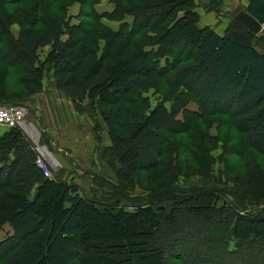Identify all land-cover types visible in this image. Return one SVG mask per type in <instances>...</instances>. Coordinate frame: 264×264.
Listing matches in <instances>:
<instances>
[{
    "label": "trees",
    "instance_id": "1",
    "mask_svg": "<svg viewBox=\"0 0 264 264\" xmlns=\"http://www.w3.org/2000/svg\"><path fill=\"white\" fill-rule=\"evenodd\" d=\"M24 1L30 4L25 9L21 7ZM57 1L0 0V65L5 63L11 70H3L0 79H14L16 74L17 85L23 83L41 91L43 61L38 51L49 46L47 58L56 88L72 98L80 112L82 101L93 96L94 107L112 141L101 150V157L107 158L109 165L117 162V182H128L138 171L155 169L161 178L171 177L170 185L145 195L131 211L126 205L82 197L76 193V184L45 177L21 130L7 128L0 136V225H10L13 245L0 253V263L140 264L133 252L142 257L159 250L161 258L163 252L167 258L166 264H251L249 258L255 256L246 255L247 247L264 249V211L253 217L241 214L240 207L246 206L234 192L236 187L234 191L209 186L174 187L176 163L168 159L169 164L162 165V156L170 148L167 151V135L160 133H169L172 127L159 114L153 117L152 112L143 113L140 102L145 98H140V91L150 85L151 76L161 80L167 69L155 54L171 57L169 66L175 68L182 61L183 50L176 53L174 44H191L192 51L185 59L188 63L179 70V79L209 71L199 93L201 104L208 108L229 98L236 129L246 134L255 153L264 155V51L254 47V34L247 29L241 34L229 30L218 34L199 26L195 0H112V11L102 12L94 6L99 0H75L80 4L76 23L66 21L71 3L59 7ZM85 4L90 7L87 13L82 12ZM245 10L264 25V0H248ZM102 19L120 25L112 29ZM13 24L18 25L17 37L10 30ZM148 45L157 49L146 48ZM15 51L30 58L27 66L20 68ZM4 87L2 81L0 94L8 91ZM17 102L0 99V103ZM175 149L171 148L176 158ZM183 176L188 177V172ZM253 180L252 189L258 185L264 189V168L254 173ZM95 183L101 186L98 179ZM32 190L34 195L30 197ZM223 193L232 196L236 206L225 202L216 207L215 200ZM118 197L134 202L128 195ZM84 211L102 218L101 224L125 221L132 235L134 219H139L148 226L146 235H155L160 241L145 246L146 239L113 230L115 241L97 244L82 233ZM181 213L188 218L209 219L214 226L208 223L200 230L191 221L185 228L179 227L176 220ZM194 237L205 254L211 252L208 259L192 253ZM185 250L191 253L187 258L183 257Z\"/></svg>",
    "mask_w": 264,
    "mask_h": 264
},
{
    "label": "rangeland",
    "instance_id": "2",
    "mask_svg": "<svg viewBox=\"0 0 264 264\" xmlns=\"http://www.w3.org/2000/svg\"><path fill=\"white\" fill-rule=\"evenodd\" d=\"M74 2L77 1L58 0L57 5L59 7L60 5L66 6ZM98 3L100 4L98 5ZM247 3L248 0H195V10L199 14L198 25L201 26L202 23L205 24L204 27L210 29L217 28L222 30L223 34L226 30L241 34L246 28L234 21L232 17H230V13L237 7L245 10ZM29 6L30 4H28L27 1L21 3V7L24 9ZM94 6L98 11H112L115 4L112 0H99L95 2ZM13 7V5L9 6L11 9H13ZM82 8L83 13L90 11V7L86 4L83 5ZM58 14H60V12H58ZM62 15L64 14L62 13ZM67 15L72 16L68 14V7ZM65 17L67 19L66 21L76 23V20L73 21V18H67L66 13ZM84 19L87 18L85 17ZM44 20L45 18L43 16V21ZM126 20L130 22L131 18L129 15L126 16ZM102 22L112 27V29H118L120 25V22L117 24L118 22L112 19H102ZM13 29H18V25L16 24ZM149 33L153 32L150 30ZM252 42L256 49L264 51L263 24L261 30L257 34H254ZM6 44L9 45L7 42ZM174 45L176 53H179L181 49L183 50L181 52L182 61L179 62L175 68H170L169 63L172 61L171 57L162 56L160 52L155 54L156 57H159L160 65L163 66L166 64L167 69L161 80H157L155 76H151L150 85L146 89L140 91V98H145V101L140 102L143 105V113L151 114L152 112L153 117L159 114L160 117L172 127L171 129L173 132H160L167 135V151L168 148H170V151L162 156L163 160H165L162 165H168V159L173 160L172 163H176L175 180H173L174 187L189 188L193 186H209L212 188H222L227 191H234L236 187L237 189L234 192L240 195L243 199L240 200L246 206V208L240 207V213L251 217L262 214L264 211V189H262V185L258 184H256L258 185L257 189H252L251 187H253L255 183L253 180L254 173L264 168V155L255 153L254 149L249 146L246 134L236 129L234 119L231 115L232 103L229 98L225 99L222 104L216 102L208 108H205L201 104L199 93L202 90L205 79L208 78L209 71H204L197 76L189 77L185 80L179 79V70L188 63L185 59L189 56L193 46L181 41ZM146 48L156 50L157 46L148 45ZM48 51L49 46H46L40 49L38 54L43 61L42 88L45 87V89H41V91H48V95L50 96L53 93L58 94L59 91L55 86V81L53 80V84L49 76V72L52 70L50 69L51 62L47 58ZM14 53L17 54L18 59H20V68L27 66L30 62V58L22 52L15 51ZM3 70L11 73V70L5 63L0 65V75ZM0 80V83L3 81L4 88L8 89L5 93L0 94V99H16L19 100L17 103L21 104L30 97L41 96L40 91H36L27 84L21 83L20 86L17 85L16 74L14 79L10 76H6L4 79L1 78ZM137 103L139 104V101ZM79 106H82V111H88L89 116L92 115L95 120L93 121L92 119V124L88 129V133H90L93 139L86 134L84 140L86 146L80 150L82 156H77V158L74 159L70 155V162L64 159L63 167H65V171H68L65 173V178L69 179L72 177V179L66 182L77 185L76 193H79L82 197L100 198V200L105 203L115 202L126 205L125 208L131 211L135 209L137 205L136 202L140 203L145 195L156 191L158 188L170 185L171 177L170 179H163L158 175L155 169L138 171L133 174L128 182H117L115 170L117 168V162L114 161V165L111 163L109 165V160L107 158L103 159L99 157L101 156V150L105 146L111 145L112 141L106 123L94 107L93 96H88ZM162 109L165 110V112H162ZM2 128L4 127H0V130ZM151 129L155 131L154 127H151ZM33 131L32 137L35 136L36 140L39 142L40 140L42 141L41 137L39 140V135L35 132L34 128ZM59 146L66 151H72V145L69 142H64L63 145L59 144ZM128 146L130 147V145H125L124 148ZM171 148H177L175 149L178 151L176 158L175 152L171 150ZM95 150H97L99 154L96 153L94 156ZM150 157H153L151 152ZM96 159L98 163H96ZM136 159L142 160L140 157ZM187 172L189 176H183ZM58 173L59 171L55 172L53 170V172H51V177L58 179L60 177ZM96 179L100 181V187L96 185ZM33 195L31 194L30 197H33ZM123 195H128L131 199H134V202L125 201L122 199L123 197H118ZM110 198L113 200H108ZM225 202L236 206L232 196L227 193H223L222 197L215 200L214 204L216 207H220L224 205ZM166 203V206H170L169 201ZM179 216L180 217L176 220V224L182 228H185L188 223L192 221V225L194 224L195 227L202 230V227L209 223V219H197L194 218L193 215L191 216L192 218H188L187 214L185 215L182 213ZM101 220L102 218L98 219L93 214L86 211L83 212L82 233L85 237H89L90 240L95 241L97 244L115 241L113 230H116L117 233H124L126 236L130 235L129 237H134L136 239H146L145 246H150L160 241L155 235L150 234L152 237L148 234L146 235L144 230L146 227L148 228V226L142 224L139 219H134L135 225L133 235L130 234L131 231L128 225L125 224V221L123 222L124 224H116L113 220H107L108 222L101 224ZM209 224L210 226H214V224ZM11 234L12 229L8 226V223H2L0 225V253L12 247L13 240L10 237ZM199 243L200 242H197L195 237L192 238L191 246L195 249H192V253L194 251V253H198L200 257L202 256L208 259L211 252L205 254L200 247H198ZM259 243L260 242H257V245ZM106 248L108 247H104V249ZM151 252L152 254L149 252L144 253L142 257L139 255V252H133V255H138L140 264H166L168 262L164 252L162 253L164 256L162 258L159 250ZM263 253L264 249L262 248L257 247L248 249L247 247L246 255L255 256L254 259L249 258L251 262L253 261L251 264H264ZM94 255L95 254H92V256ZM190 255L191 253L188 250H185L183 253V257L185 258ZM207 264H209L208 261Z\"/></svg>",
    "mask_w": 264,
    "mask_h": 264
},
{
    "label": "crops",
    "instance_id": "3",
    "mask_svg": "<svg viewBox=\"0 0 264 264\" xmlns=\"http://www.w3.org/2000/svg\"><path fill=\"white\" fill-rule=\"evenodd\" d=\"M99 4L100 3H98V5ZM79 8L80 4H78V2H74L68 6V14L72 15L69 17L73 18V21L76 20L77 22L76 15L79 12ZM117 24H119V22ZM204 25L205 24L201 23V26ZM14 26H16V24L11 25L10 30L12 35L17 37L18 29L14 30ZM214 31L218 34H223V31L217 28H214ZM49 76L54 84L52 71L49 72ZM43 89H45V87H43L42 90ZM40 95L43 97H30L21 103L26 109V116L22 125L18 128L28 140L36 156H40L46 161L51 172H53V170L55 172L59 171L58 174L60 177L57 180L66 182L72 179V177L69 179L65 178V173L68 171L64 170V159L70 162V155L74 159H76L77 156H82L80 150L86 146V142L84 141L86 134L91 137L90 133H88V129L92 124V119L93 121L95 119L92 115L89 116L86 110L82 112L78 111L72 98L66 96L61 91H59L58 94L53 93L49 96L48 91L44 90L40 91ZM33 128L35 132L38 133L39 140L40 137L42 138V141L40 140L41 143L35 139V136L32 137L34 132ZM7 130V128H2L0 130V136L6 133ZM43 133L48 139L47 143L44 142ZM64 142L71 143L72 151H66L59 146V144L63 145ZM96 153H98L97 150H95L94 156ZM96 163H98L97 159ZM31 194H34L33 190ZM8 226L10 227L9 224Z\"/></svg>",
    "mask_w": 264,
    "mask_h": 264
},
{
    "label": "built area",
    "instance_id": "4",
    "mask_svg": "<svg viewBox=\"0 0 264 264\" xmlns=\"http://www.w3.org/2000/svg\"><path fill=\"white\" fill-rule=\"evenodd\" d=\"M26 109L18 103H0V127L13 128L20 127L24 122ZM36 166L45 177H51V170L46 161L40 156H36Z\"/></svg>",
    "mask_w": 264,
    "mask_h": 264
},
{
    "label": "water",
    "instance_id": "5",
    "mask_svg": "<svg viewBox=\"0 0 264 264\" xmlns=\"http://www.w3.org/2000/svg\"><path fill=\"white\" fill-rule=\"evenodd\" d=\"M230 17L239 24L243 25L247 30H249L253 34H257L261 28L262 24L248 11L242 10L240 8H235L231 13ZM44 137V142L47 143L48 139L45 134H42Z\"/></svg>",
    "mask_w": 264,
    "mask_h": 264
}]
</instances>
